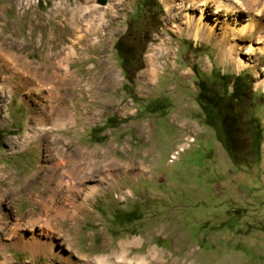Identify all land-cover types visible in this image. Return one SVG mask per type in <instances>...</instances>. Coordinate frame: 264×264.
<instances>
[{"label": "rangeland", "instance_id": "1", "mask_svg": "<svg viewBox=\"0 0 264 264\" xmlns=\"http://www.w3.org/2000/svg\"><path fill=\"white\" fill-rule=\"evenodd\" d=\"M221 1L238 12L208 3L202 26L215 32L195 39L188 20L202 0H0L1 50L13 56L0 59V215L27 220L40 209L31 195L46 196L64 169L76 166L78 187L88 180L78 216L58 223L65 245L36 257L10 247L0 261L264 264V0L246 11L249 0ZM54 59L75 117L57 127L38 120L39 81L19 75L26 61L52 71ZM222 76L246 81L237 152L204 125L197 101L201 79L230 93Z\"/></svg>", "mask_w": 264, "mask_h": 264}, {"label": "bare ground", "instance_id": "2", "mask_svg": "<svg viewBox=\"0 0 264 264\" xmlns=\"http://www.w3.org/2000/svg\"><path fill=\"white\" fill-rule=\"evenodd\" d=\"M249 2H250V5L247 8L244 9L241 7V9L246 11L248 10V8L251 9V8L257 7V0H249ZM208 3H211V4L214 3L218 5L219 10L222 9L223 11H226L227 13L238 12L239 10L238 8H236V6L234 7L232 4L225 3L224 1H221V0L220 1L202 0L201 10H200L201 15L199 16L197 21L194 23V21L191 20V18L188 20V23H189L188 26L193 31V35L195 39L203 38V36L206 33L208 34L207 38L210 39L211 36H213L215 32L214 30L217 25L216 26L214 25L213 27H209L208 30H206V28L203 27L204 25L202 26V23L204 22L203 14L206 11L205 7L208 5ZM240 34H243V33H240ZM11 57L13 56L12 55L6 56L5 54L2 53L1 45H0V59L3 60L4 62L7 61L10 63ZM56 60L57 59L52 60L54 61L53 65L51 66L52 71L49 69H46L44 73L42 71L45 68H48L49 66L45 67V65H40V67H35L32 65L33 63H31L30 61H26L22 64L23 67L20 68L21 70L19 71V73L21 71L22 72L19 75L22 76L21 78L23 80L24 79L26 80V75L28 74L30 75L32 79L39 81L35 85V86H38V87H35L36 88L35 90H36L37 95L42 100L39 103L43 105V110H42L43 113L38 117V120L43 124L50 123L51 125H53L55 123L57 127V126H60V124L62 125L63 121H70L71 123L72 122L74 123L75 117H74V114L67 109V102H65L63 95L61 93L62 89L64 87H67L69 84V83L67 84L66 82L67 72L64 73L63 71L62 73L60 71V68H58L60 67V64L57 63ZM67 68L70 69V64L67 66ZM32 81L34 82V80ZM63 153H64V150H63ZM55 166L59 167L57 164ZM76 170H77L76 166L73 167L71 170H65V169L62 170V177L65 178V176H68L69 181H65L64 178H62L59 182H57V187L49 190L47 195L44 196L43 198H39L38 195H35V196L31 195V199L36 200L39 203V206L41 208V211L37 215H30V213H27L26 214L27 220H25L24 222H21L20 219H17L16 222L13 223L12 225H10V223L6 220V215H3V214L0 215V252L6 251L10 247H14L18 250L30 251L32 255L36 257L37 255H42L43 253H45V251H47L48 253L53 252L57 248V246H60L61 244L65 245V243L62 241H56V240H59V237L61 236V233H62V230L60 229L58 223L68 218L71 221L75 220V218L78 216L79 210L81 211V207L83 204V203L81 204L82 199L81 201L79 199L80 189H81L80 187L83 185V183L84 184L88 183V180L86 181V179L84 178H83L84 180H81L79 178L81 180L79 187L74 183L73 174L77 172ZM89 170L91 171L90 168ZM116 173H117L115 175L116 177L122 176L125 174L124 172L121 173L119 170ZM88 174H90V172ZM137 175H138L137 173L134 174V176H137ZM34 177H36V174L32 176V178ZM29 183L30 181L25 185L26 188L30 187ZM101 187H102V184L100 182L98 186H95V187L91 186L89 190L94 193V192H97V190L100 189ZM8 193L9 192L7 189H3L2 193L0 194V201L2 198H4V196H7ZM4 236L8 237V239L4 240L3 239ZM65 241L68 242V239H66ZM135 244L136 242L128 241L125 244V246H130V245H135ZM70 258H71L70 256H67L64 258V261L69 264H72L71 263L72 261ZM124 258L126 257L119 256V260L122 262L124 261ZM9 260L8 258L4 257V259L0 261V264H10ZM144 261L145 259H142L141 264H143ZM98 262L99 264H107L106 260H103V261L100 260Z\"/></svg>", "mask_w": 264, "mask_h": 264}, {"label": "trees", "instance_id": "3", "mask_svg": "<svg viewBox=\"0 0 264 264\" xmlns=\"http://www.w3.org/2000/svg\"><path fill=\"white\" fill-rule=\"evenodd\" d=\"M130 46L129 42L123 40H119L116 44L117 51L125 62L128 60L133 61V58L129 59L132 55L131 50H129ZM124 70L128 74L129 70L127 68ZM220 79L227 86L226 89L231 84L232 90L230 93L222 94L213 82L201 79L198 82L197 101L204 114V125L216 133L217 139L225 145L228 151L237 152L239 147L236 136L242 133L238 109L243 100L246 81L240 76L235 77L231 80L232 82L228 77L227 81L226 76H222ZM110 121L111 119L108 120V124ZM2 135V132H0V142L3 140Z\"/></svg>", "mask_w": 264, "mask_h": 264}, {"label": "water", "instance_id": "4", "mask_svg": "<svg viewBox=\"0 0 264 264\" xmlns=\"http://www.w3.org/2000/svg\"><path fill=\"white\" fill-rule=\"evenodd\" d=\"M99 5L106 6L108 4V0H97Z\"/></svg>", "mask_w": 264, "mask_h": 264}, {"label": "crops", "instance_id": "5", "mask_svg": "<svg viewBox=\"0 0 264 264\" xmlns=\"http://www.w3.org/2000/svg\"><path fill=\"white\" fill-rule=\"evenodd\" d=\"M40 207V206H39ZM41 211V208L39 209V211H37L36 213H34V210H30L27 213H30V215H37L39 212ZM26 213V214H27ZM23 217H26V215H24ZM29 217V216H28Z\"/></svg>", "mask_w": 264, "mask_h": 264}]
</instances>
